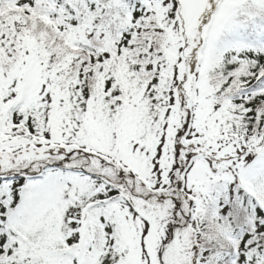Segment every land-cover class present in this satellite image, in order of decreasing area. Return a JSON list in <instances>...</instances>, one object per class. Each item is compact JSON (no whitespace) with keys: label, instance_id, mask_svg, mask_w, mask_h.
<instances>
[{"label":"snow or ice","instance_id":"snow-or-ice-1","mask_svg":"<svg viewBox=\"0 0 264 264\" xmlns=\"http://www.w3.org/2000/svg\"><path fill=\"white\" fill-rule=\"evenodd\" d=\"M0 264H264V0H0Z\"/></svg>","mask_w":264,"mask_h":264}]
</instances>
